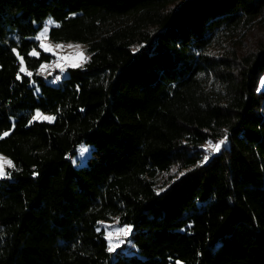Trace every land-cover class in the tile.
<instances>
[{"label": "trees", "instance_id": "16d2710c", "mask_svg": "<svg viewBox=\"0 0 264 264\" xmlns=\"http://www.w3.org/2000/svg\"><path fill=\"white\" fill-rule=\"evenodd\" d=\"M263 17L264 0H0V264H264V41L236 39ZM48 19L90 55L58 87L36 74ZM114 218L129 254L100 229Z\"/></svg>", "mask_w": 264, "mask_h": 264}, {"label": "rangeland", "instance_id": "374dc122", "mask_svg": "<svg viewBox=\"0 0 264 264\" xmlns=\"http://www.w3.org/2000/svg\"><path fill=\"white\" fill-rule=\"evenodd\" d=\"M56 26V23L52 19H48L40 32L33 39L39 42L41 50L49 55L50 60L44 61L37 73L41 76H46L47 84L58 87L60 84L68 78L69 69L83 67L89 60L90 55L88 52V47L82 43L76 42H52L49 37V33L52 27ZM237 40H242L244 44V51L251 50L257 47L259 43L264 41V17L257 20L254 26L251 27L250 31L241 32L236 38ZM210 53L219 54L222 53V48L216 46L211 49ZM41 53L37 50L32 52V56L39 58ZM22 72L33 77L34 72L32 70L28 71L25 65H22ZM33 84V83H32ZM264 89V77L260 81V90ZM46 122L54 123L55 116L52 114H46L39 110L35 111L32 122ZM225 145V141L220 142H210L203 146L204 150V161L209 160L211 156L218 153L220 149ZM91 148L86 145H81L78 148V155L74 159V165L76 167H83L87 165V159ZM14 164L10 158L0 153V179H8V169L13 168ZM183 174L177 167L172 168L171 171L160 174L156 178V186L159 191H161L167 184L176 178H179ZM100 229L104 230L106 233V239L109 245V250L112 253H116L122 248V252L129 254L128 249L131 247V242H129L130 235L132 233V228L130 226H123L120 224L117 218L112 219L109 222H103L100 224ZM127 245L126 248L123 246Z\"/></svg>", "mask_w": 264, "mask_h": 264}]
</instances>
